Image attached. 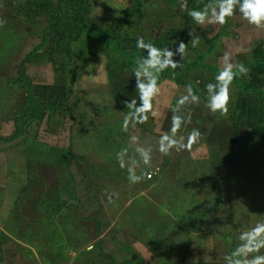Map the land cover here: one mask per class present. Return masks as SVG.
I'll list each match as a JSON object with an SVG mask.
<instances>
[{
    "label": "rangeland",
    "instance_id": "obj_1",
    "mask_svg": "<svg viewBox=\"0 0 264 264\" xmlns=\"http://www.w3.org/2000/svg\"><path fill=\"white\" fill-rule=\"evenodd\" d=\"M90 1L92 23L66 53L53 51V34L37 49L42 30L52 27L47 11L16 16L26 1L0 0V142L28 127L24 142L0 153V234L20 242L0 235V264H227L240 233L264 222V101L233 81L227 115H213L204 106L205 85L215 82L226 51L231 63L249 69L236 79L250 81L248 55L264 41V28L238 10L223 26L196 25L188 11L213 0H187L186 10L182 0H140L121 33L152 42L173 32L165 48L187 44L186 59L174 60L208 69L186 70L179 81L161 74L153 114L125 132L123 101L136 95L131 69L141 55L111 37L135 1ZM189 31L200 39L195 48ZM23 65L34 97L56 112L33 121ZM189 84L200 103L189 98L178 106L175 114L187 120L190 113L191 121L177 135L185 142L193 129L201 135L190 151L162 155L159 138L170 131L172 109ZM138 148L153 150L149 165ZM124 149L121 168L117 153ZM130 169L143 179L131 183Z\"/></svg>",
    "mask_w": 264,
    "mask_h": 264
},
{
    "label": "clouds",
    "instance_id": "obj_2",
    "mask_svg": "<svg viewBox=\"0 0 264 264\" xmlns=\"http://www.w3.org/2000/svg\"><path fill=\"white\" fill-rule=\"evenodd\" d=\"M181 9H187V0H182ZM237 10L241 18L249 25L264 28V0H213V3L206 4L202 10L188 11V16L198 26H223ZM188 35L192 37L190 40L192 47H197L200 43L199 37L194 36L192 31H189ZM176 43L179 46L174 52L169 48L161 49L152 43H146L143 37L138 38L136 47L146 52V56H138L134 62L135 66L131 69V73L136 77V95L130 101H123L125 108L128 109L122 124L123 131H128L130 122L134 126L148 121L149 115L154 112V101L161 91L158 83L161 74L169 68L175 70L182 67L181 63L174 60V56L179 54L182 59H186L187 44L183 41H176ZM222 60L225 63L215 75V82L205 85L207 99L204 106L213 115L226 116L230 102L231 85L237 77L247 76L249 69L243 63H231L230 52L226 51ZM186 90L188 95L180 96L177 105L172 109L174 114L171 119L170 131L159 138L158 151L162 155H169L173 149L177 152L181 150L190 151L201 135L198 129H193L187 136V142H185L183 135H177L181 127L191 121L190 113L187 120L175 114L179 111L178 106L189 103V98L193 104L200 103V96L194 92L191 84L187 85ZM132 140H136V137H132ZM136 151L143 164L149 165L153 150L151 148H138ZM123 152H126V149L117 153V161L121 168L124 167L121 162ZM128 179L135 184L140 182L143 176H135L134 171L130 169ZM238 239L240 241L238 246L230 254L224 256L227 264H264V255L259 254L264 249V222L256 223L255 226L242 231ZM192 264H195V261Z\"/></svg>",
    "mask_w": 264,
    "mask_h": 264
},
{
    "label": "trees",
    "instance_id": "obj_3",
    "mask_svg": "<svg viewBox=\"0 0 264 264\" xmlns=\"http://www.w3.org/2000/svg\"><path fill=\"white\" fill-rule=\"evenodd\" d=\"M26 3L24 7H18L19 14H25L24 16L27 18L37 17V15L46 13L50 14L52 27L49 29H43L41 34L38 36L41 39V44L37 47V49H42L47 46V42L49 40L50 35L53 34V37L58 39L55 42V46L53 51L59 52L63 51L69 53L71 42L77 41L80 35H82L83 28L86 25H90L91 19L89 17L92 9L90 0H25ZM135 4L127 8L126 19L119 25L113 32V36L111 37L117 44V46L123 51H130L139 53L141 56H146V52L143 50H139L136 47V43L138 39H134L127 35H123L121 33L123 26L128 22L130 18H132L135 12H138L140 9V0H134ZM173 40V32H169L164 36L158 37L154 39L152 42L145 40L146 43H152L154 46L158 48H165L169 45ZM264 41L257 43L251 50L248 55L249 60H251L252 65V78L250 81L237 80L234 79L236 84H238L240 90L248 94H258L260 98L264 101V81L262 80V76L264 75V50H263ZM65 48V49H64ZM206 68L201 65L191 66L190 64H184L181 68H178L176 72H168L164 71L162 75H166L174 78L177 76V80H180V75L186 70H192L196 68ZM215 74L218 72L213 70ZM19 77L20 82L22 84V88L27 92V102L30 105L32 110L33 121L37 120L38 117L42 116L46 112H56V107H48L44 105L42 102L34 97V90L32 83L27 81V76L25 73L24 65L19 69ZM23 80V81H22ZM25 83V84H24ZM35 119V120H34ZM31 122V121H30ZM28 127L26 126L22 131V135L27 133ZM20 136V137H21ZM16 139V138H15ZM58 210V209H57ZM27 231V229H26ZM25 231V232H26ZM25 235V233L23 234ZM28 235V234H27ZM19 240H23V236L17 234ZM31 239V238H30ZM28 239V243H32L31 240ZM141 264L142 261L140 262Z\"/></svg>",
    "mask_w": 264,
    "mask_h": 264
},
{
    "label": "water",
    "instance_id": "obj_4",
    "mask_svg": "<svg viewBox=\"0 0 264 264\" xmlns=\"http://www.w3.org/2000/svg\"><path fill=\"white\" fill-rule=\"evenodd\" d=\"M27 139V133L22 135L21 137H18L16 139H13L11 141H6V142H0V152L8 150L22 142H24Z\"/></svg>",
    "mask_w": 264,
    "mask_h": 264
},
{
    "label": "crops",
    "instance_id": "obj_5",
    "mask_svg": "<svg viewBox=\"0 0 264 264\" xmlns=\"http://www.w3.org/2000/svg\"><path fill=\"white\" fill-rule=\"evenodd\" d=\"M16 10H18V9H16ZM15 15H16V16H20V15H22V14H19L18 11H15ZM18 71H19V70H18ZM25 72H26V70H25ZM26 74H27V73H26ZM29 78H31V77L29 76ZM32 86H33V90L35 91L34 83H32ZM26 97H27V93H26ZM5 151H6V150H5ZM5 151H1V152H5ZM1 152H0V153H1ZM0 235L8 236L9 238L13 239L15 242L20 243L18 240L14 239V237H10L8 234H6V233H4V232H1ZM8 237H7V238H8ZM1 264H5V263H1Z\"/></svg>",
    "mask_w": 264,
    "mask_h": 264
}]
</instances>
